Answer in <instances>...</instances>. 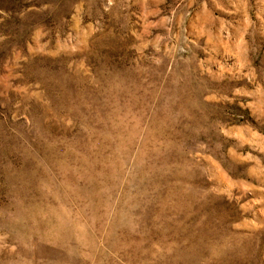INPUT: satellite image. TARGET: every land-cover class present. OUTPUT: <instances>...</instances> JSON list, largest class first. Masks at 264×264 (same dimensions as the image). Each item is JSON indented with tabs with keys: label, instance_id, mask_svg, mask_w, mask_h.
<instances>
[{
	"label": "rangeland",
	"instance_id": "374dc122",
	"mask_svg": "<svg viewBox=\"0 0 264 264\" xmlns=\"http://www.w3.org/2000/svg\"><path fill=\"white\" fill-rule=\"evenodd\" d=\"M0 264H264V0H0Z\"/></svg>",
	"mask_w": 264,
	"mask_h": 264
}]
</instances>
